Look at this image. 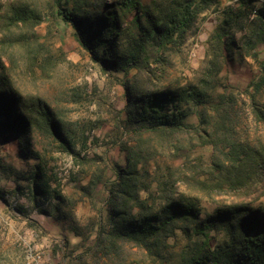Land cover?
<instances>
[{
  "label": "trees",
  "instance_id": "16d2710c",
  "mask_svg": "<svg viewBox=\"0 0 264 264\" xmlns=\"http://www.w3.org/2000/svg\"><path fill=\"white\" fill-rule=\"evenodd\" d=\"M237 1L207 42L197 82L162 89L156 83L168 58L181 52L196 20L217 0H47L90 61L115 79L124 99L117 117L126 136L119 140L124 164H114L113 178L102 183L105 216L95 223L91 244L83 241L67 264H129L131 258L132 264H264V207L248 200L264 190V142L238 132L243 105L264 126V56L257 52L264 44V0ZM39 21L28 8L12 7L0 14V34ZM22 36L29 49L34 35ZM5 39L0 57L7 55ZM29 53L33 75L34 67L43 66L36 51ZM234 54L258 64V75L242 91H231L220 78L223 62ZM37 137L79 162L89 160L75 153L61 115L42 97L26 93L12 68L0 65V151L15 143L27 165L21 171L0 158V173L14 185L0 191V200L23 198L30 209L14 210L26 219L33 211L70 220L59 180L35 150ZM194 147H209V158H187L176 167L158 162Z\"/></svg>",
  "mask_w": 264,
  "mask_h": 264
},
{
  "label": "rangeland",
  "instance_id": "374dc122",
  "mask_svg": "<svg viewBox=\"0 0 264 264\" xmlns=\"http://www.w3.org/2000/svg\"><path fill=\"white\" fill-rule=\"evenodd\" d=\"M237 2L217 0L216 5L199 16L186 35L181 52L168 58L163 78L156 83L159 88L176 89L197 82L204 67L207 42L227 18L223 12L235 7ZM12 7L15 10L28 8L40 21L31 28H13L12 33L0 34V40L7 36L5 42L8 46L5 48L7 55L0 57V65L12 68L15 80L26 93L42 97L61 115L70 132L75 153L89 160L79 162L77 155L36 138L35 150L58 178L66 211L73 215L70 220L56 221L30 211L29 219H26L14 210L19 205L30 209L23 198L16 200L10 195L5 197L7 203L0 200V264H67L71 256L82 250L83 241L91 244L95 223L100 216H105L102 183L113 178L114 164H124L119 140L126 141V136L121 137V128L117 123L124 105L123 90L114 78L102 74L79 48L72 38V29L55 15L47 0H0V14L7 13ZM22 34L34 35L29 49L37 52L39 64L43 66V70L34 67L33 75L28 71L33 56L29 49L24 48L26 43ZM235 36L239 39L240 33ZM257 52L260 58L264 56V44L257 47ZM258 72V64L248 55L240 58L234 54L223 62L220 78L231 91H242ZM112 76L119 77L116 74ZM242 107L238 129L240 137L264 142V126L254 123L248 109L244 105ZM189 121L194 122L193 119ZM2 148L0 158L5 164L26 170L27 165L17 157L15 143L4 144ZM210 154L209 147H194L179 152V157L168 153L158 162L163 166L169 164L176 167L187 158L202 156L207 160ZM97 180L100 183L92 187L91 182ZM13 188L12 180L0 173V191L9 192ZM248 200H252L255 206L264 207V190L251 195ZM204 203L203 207L211 210L212 206ZM73 228L79 236L73 233ZM62 240L67 242L65 249L59 247ZM62 255L66 259L63 260ZM132 260L128 263L132 264Z\"/></svg>",
  "mask_w": 264,
  "mask_h": 264
},
{
  "label": "built area",
  "instance_id": "2783aa9c",
  "mask_svg": "<svg viewBox=\"0 0 264 264\" xmlns=\"http://www.w3.org/2000/svg\"><path fill=\"white\" fill-rule=\"evenodd\" d=\"M253 15H254V12H253Z\"/></svg>",
  "mask_w": 264,
  "mask_h": 264
}]
</instances>
